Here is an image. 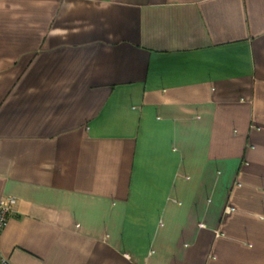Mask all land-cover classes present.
<instances>
[{
  "label": "crops",
  "instance_id": "0c3cea01",
  "mask_svg": "<svg viewBox=\"0 0 264 264\" xmlns=\"http://www.w3.org/2000/svg\"><path fill=\"white\" fill-rule=\"evenodd\" d=\"M3 196L0 264H264V0H0Z\"/></svg>",
  "mask_w": 264,
  "mask_h": 264
},
{
  "label": "built area",
  "instance_id": "2783aa9c",
  "mask_svg": "<svg viewBox=\"0 0 264 264\" xmlns=\"http://www.w3.org/2000/svg\"><path fill=\"white\" fill-rule=\"evenodd\" d=\"M16 199L12 196H3L0 198V233L9 217L14 213ZM229 210H232L230 207ZM2 264H8V261L3 259Z\"/></svg>",
  "mask_w": 264,
  "mask_h": 264
}]
</instances>
